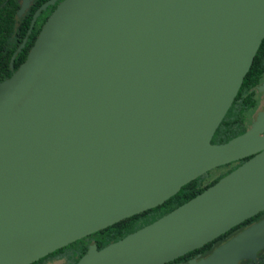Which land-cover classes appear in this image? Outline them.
Returning <instances> with one entry per match:
<instances>
[{
  "label": "water",
  "instance_id": "water-1",
  "mask_svg": "<svg viewBox=\"0 0 264 264\" xmlns=\"http://www.w3.org/2000/svg\"><path fill=\"white\" fill-rule=\"evenodd\" d=\"M56 1L34 11L11 69ZM263 38L264 0H60L0 81V264L35 262L246 157L75 264H165L264 211V110L211 142ZM262 250L264 215L187 264H257Z\"/></svg>",
  "mask_w": 264,
  "mask_h": 264
},
{
  "label": "trees",
  "instance_id": "trees-1",
  "mask_svg": "<svg viewBox=\"0 0 264 264\" xmlns=\"http://www.w3.org/2000/svg\"><path fill=\"white\" fill-rule=\"evenodd\" d=\"M46 0H33L27 10L23 15L17 17V11L20 8L21 0H0V81L8 78L14 70L25 60L30 47L33 45L34 40L48 17V15L55 8L57 1L49 5L45 10L41 11L37 17L34 26L31 30L30 35L21 48V50L16 54L13 61V69L10 68V58L16 47L20 44L26 31L29 27V23L34 11L39 5H41ZM264 78V38L253 58L252 64L247 71L242 84L224 117L216 128L211 142L212 143H223L243 133L247 128V115L251 112L257 105L255 98L254 87L259 84ZM247 159H241L240 162ZM237 163H228L217 168H223L218 174L213 176L210 175V171L206 174L191 180L190 182L183 185L179 191L173 196L169 197L162 204L156 207L147 209L141 213L132 215L125 219H122L104 229L98 230L88 237L91 241H94L97 247L100 249L110 242L116 241L128 233H131L142 226L151 223L160 216L166 214L182 203L186 202L190 198L194 197L196 194L202 192L209 185L215 183L219 178L234 169ZM264 215V211L244 220L240 224L232 227L227 232L221 234L214 240L204 244L202 247L194 249L185 255L179 257V259L186 258L189 254L196 251L209 252L213 249L212 244L214 242L220 243L225 237H229L232 233H235L237 228H243L251 222L259 220ZM89 240L85 241L84 238L78 239L68 245L53 251L52 253L38 259V261L45 260L50 256L56 254L69 253L68 256L71 258L75 264L79 258L87 250V244ZM263 251V250H262ZM261 252V251H260ZM258 260L257 264H264V255ZM171 264V262L165 263ZM238 264H247V260H242Z\"/></svg>",
  "mask_w": 264,
  "mask_h": 264
},
{
  "label": "flooded vegetation",
  "instance_id": "flooded-vegetation-1",
  "mask_svg": "<svg viewBox=\"0 0 264 264\" xmlns=\"http://www.w3.org/2000/svg\"><path fill=\"white\" fill-rule=\"evenodd\" d=\"M60 0H57V3L59 2ZM264 82V78H263V80L259 83V84H257L255 87H254V92H255V98H256V101H257V105H256V107L251 111V112H249L248 113V115H247V118H248V116H249V114H251V118H250V120L248 121H246V123H247V128L249 127V125H250V123H251V121H252V119H253V117L256 115V113L258 112V111H260V110H264V106L263 107H261V108H259L258 107V101L260 100V99H258L257 97H256V95H263L264 94V90H258L257 89V86L258 85H260L261 83H263ZM260 96H258V97H260ZM261 98V97H260ZM254 113V114H253ZM246 128V129H247ZM247 158H249V157H247ZM244 159V158H243ZM241 160V159H240ZM240 160H237V161H233L234 163H237V164H241L243 161H245V160H243L242 162H240ZM230 163H232V162H230ZM238 166V165H237ZM236 166V167H237ZM235 167V168H236ZM217 168V167H216ZM214 169V168H213ZM233 170V169H232ZM219 173V172H218ZM217 173V174H218ZM255 222V221H254ZM251 223H253V222H251ZM251 223H249L248 225H250ZM248 225H245L243 228H245L246 226H248ZM243 228H237L236 229V231H235V233H232L229 237H225L224 238V240L223 241H221L220 243H216V242H214L213 244H212V246H213V248L214 247H216L217 245H219V244H221V243H223L224 241H226L228 238H230L232 235H234V234H236L238 231H240L241 229H243ZM89 236V235H88ZM88 236H86V237H83L84 239H85V241H87V240H89V243L87 244V246H89V244H91V243H95L94 241H91L90 240V238L88 237ZM68 245V244H67ZM97 246V245H96ZM64 247V246H63ZM62 248V247H61ZM98 248V247H97ZM60 249V248H59ZM99 249V248H98ZM57 250V249H56ZM210 252V251H209ZM209 252H203V251H196V252H194V253H191V254H189L186 258H183V259H179V260H177V259H175V260H173V261H170L171 262V264H187V262H188V260H190V259H192V258H200V257H203V256H206ZM52 253V252H51ZM50 254V253H49ZM68 254L69 253H64V254H61V253H59V254H56V255H54V256H50V257H48V258H46L45 260H42V261H35V262H32V263H30V264H48V262L49 261H55V260H61L62 262H61V264H74L73 263V261L71 260V258L68 256ZM48 255V254H47ZM185 255V254H184ZM261 255H264V250L263 251H261V252H259L258 253V257H259V260H260V258H262V256Z\"/></svg>",
  "mask_w": 264,
  "mask_h": 264
},
{
  "label": "rangeland",
  "instance_id": "rangeland-1",
  "mask_svg": "<svg viewBox=\"0 0 264 264\" xmlns=\"http://www.w3.org/2000/svg\"><path fill=\"white\" fill-rule=\"evenodd\" d=\"M258 96H260V95H256V97L258 99H260L258 101V107L261 108V107L264 106V94L260 96L261 98L258 97ZM250 118H251V114H249L247 120L249 121ZM221 170H223V168H220V169L219 168H214V169L210 170V175L213 176V175L217 174L218 172H220ZM61 262H62L61 260H55V261H49L48 264H61Z\"/></svg>",
  "mask_w": 264,
  "mask_h": 264
}]
</instances>
